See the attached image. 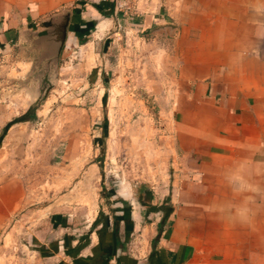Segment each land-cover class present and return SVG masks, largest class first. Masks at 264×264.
<instances>
[{
	"label": "crops",
	"instance_id": "1",
	"mask_svg": "<svg viewBox=\"0 0 264 264\" xmlns=\"http://www.w3.org/2000/svg\"><path fill=\"white\" fill-rule=\"evenodd\" d=\"M119 23L172 44L170 174L122 188L126 207L68 256L0 264H264V0H0V70L96 52ZM1 203L0 255L15 199Z\"/></svg>",
	"mask_w": 264,
	"mask_h": 264
},
{
	"label": "rangeland",
	"instance_id": "2",
	"mask_svg": "<svg viewBox=\"0 0 264 264\" xmlns=\"http://www.w3.org/2000/svg\"><path fill=\"white\" fill-rule=\"evenodd\" d=\"M110 33L96 52L0 70V203L15 199L4 262L68 256L110 226L122 188L170 174L183 90L172 44L126 23Z\"/></svg>",
	"mask_w": 264,
	"mask_h": 264
},
{
	"label": "built area",
	"instance_id": "3",
	"mask_svg": "<svg viewBox=\"0 0 264 264\" xmlns=\"http://www.w3.org/2000/svg\"><path fill=\"white\" fill-rule=\"evenodd\" d=\"M94 1H96V2H98V3H104V2H112V3H117V0H94Z\"/></svg>",
	"mask_w": 264,
	"mask_h": 264
},
{
	"label": "trees",
	"instance_id": "4",
	"mask_svg": "<svg viewBox=\"0 0 264 264\" xmlns=\"http://www.w3.org/2000/svg\"><path fill=\"white\" fill-rule=\"evenodd\" d=\"M83 43V42H82Z\"/></svg>",
	"mask_w": 264,
	"mask_h": 264
}]
</instances>
